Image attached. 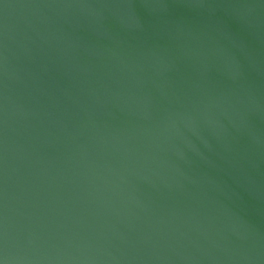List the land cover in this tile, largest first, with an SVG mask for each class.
<instances>
[{
  "label": "water",
  "instance_id": "1",
  "mask_svg": "<svg viewBox=\"0 0 264 264\" xmlns=\"http://www.w3.org/2000/svg\"><path fill=\"white\" fill-rule=\"evenodd\" d=\"M3 264H264V0H0Z\"/></svg>",
  "mask_w": 264,
  "mask_h": 264
},
{
  "label": "clouds",
  "instance_id": "2",
  "mask_svg": "<svg viewBox=\"0 0 264 264\" xmlns=\"http://www.w3.org/2000/svg\"><path fill=\"white\" fill-rule=\"evenodd\" d=\"M0 264H3V262H2V261H0Z\"/></svg>",
  "mask_w": 264,
  "mask_h": 264
}]
</instances>
